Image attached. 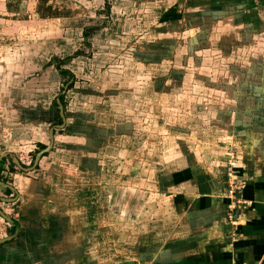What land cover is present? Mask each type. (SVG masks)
<instances>
[{
    "label": "rangeland",
    "instance_id": "rangeland-1",
    "mask_svg": "<svg viewBox=\"0 0 264 264\" xmlns=\"http://www.w3.org/2000/svg\"><path fill=\"white\" fill-rule=\"evenodd\" d=\"M57 60H69V91ZM63 91L67 128L114 138L53 136ZM39 142L52 148L34 171ZM2 154L14 191L0 188V209L57 220L62 238L34 254L79 255L65 264H151L153 238L177 225L165 187L192 164L227 185L230 223L251 213L263 192L264 0H0ZM8 227L0 217V242Z\"/></svg>",
    "mask_w": 264,
    "mask_h": 264
},
{
    "label": "crops",
    "instance_id": "crops-1",
    "mask_svg": "<svg viewBox=\"0 0 264 264\" xmlns=\"http://www.w3.org/2000/svg\"><path fill=\"white\" fill-rule=\"evenodd\" d=\"M21 4V6L24 5ZM64 67V70H70L69 67ZM67 93L65 105L60 102L61 93L53 102V107L54 103H57L58 107L51 108L50 111L51 114H59L58 120L52 123L53 136L67 130L80 138L83 136L101 137L104 140L114 138L115 131L105 127L74 124L67 128V122L70 121L67 119L66 112ZM64 115L66 121L63 123ZM59 120L63 124L58 125ZM57 126L59 130L55 129ZM39 144L41 149L37 147L39 151L33 156L36 163V165L34 163L36 167L34 171L44 168L43 164H46L49 159V151L52 148L43 142ZM4 156L6 154L0 155V161L4 159ZM194 166L192 164L173 173L172 183L165 187L168 190L166 194L173 202L172 205L167 206V208L171 207L172 211L168 209L167 213L175 214L172 222H176L177 225L172 226L173 231L169 236L166 232L164 236L162 233V236L157 235L153 238L156 241L153 249L157 251V254L153 257L151 264H264V172L261 173L260 185H258L263 192L255 195L256 200L250 209L251 213L250 211L239 212L235 216V221L230 223L227 215L229 200L225 193L227 185L219 187L223 185H216L215 182L212 185L207 184V164L204 166L203 175L196 174L198 169ZM50 172L54 173L55 169L50 168L49 177L53 176ZM0 188L5 187L0 185ZM37 193H41L40 189ZM248 194L244 193L245 197ZM251 198L248 197L247 200ZM234 205L236 206L235 203ZM230 209L234 208L231 206ZM0 212L6 216L0 214V217L8 222L10 234L8 238H11L0 245V264H17L19 252L27 257V260L31 259L32 264L36 260L41 261L42 264H65L71 258V260L78 258V254H73V257L67 253L34 254L36 249L44 248L46 244L62 238L61 230H59L60 223L57 220H54V228H46L36 216L37 213L27 214L25 218L17 220L16 217H10L1 209ZM177 229L181 231H176ZM84 259L89 261V257ZM72 264L76 263L72 262Z\"/></svg>",
    "mask_w": 264,
    "mask_h": 264
},
{
    "label": "trees",
    "instance_id": "trees-1",
    "mask_svg": "<svg viewBox=\"0 0 264 264\" xmlns=\"http://www.w3.org/2000/svg\"><path fill=\"white\" fill-rule=\"evenodd\" d=\"M106 1V0H105ZM68 62H69V60H57V62H56V68L58 69V71L60 72V74L63 76V77H67V76H69L70 78H69V81L67 82V84H65L64 85V91L66 90V91H69V90H71L72 88H73V86H74V84H75V82H76V79H75V76L72 74V73H70L69 71H67V70H64V69H62V67L63 66H65V65H67L68 64ZM59 64H61V65H59ZM62 92L63 94L62 95H60V102L63 104V105H65V94L67 93H65V92ZM54 107L55 108H57L58 106H57V103H54ZM58 111V110H57ZM5 192H6V194H8V195H11L12 193V191H10L9 189H5Z\"/></svg>",
    "mask_w": 264,
    "mask_h": 264
},
{
    "label": "water",
    "instance_id": "water-1",
    "mask_svg": "<svg viewBox=\"0 0 264 264\" xmlns=\"http://www.w3.org/2000/svg\"><path fill=\"white\" fill-rule=\"evenodd\" d=\"M0 185L3 186V187H5V188L11 189V191H14V189L11 186H7V185H5L4 183H1V182H0ZM0 214L2 216L6 217L2 212H0ZM10 239L11 238L3 239L0 243H4L5 241L10 240Z\"/></svg>",
    "mask_w": 264,
    "mask_h": 264
}]
</instances>
